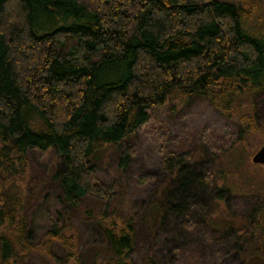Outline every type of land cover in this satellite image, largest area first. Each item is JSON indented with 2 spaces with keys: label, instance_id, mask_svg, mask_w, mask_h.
<instances>
[{
  "label": "trees",
  "instance_id": "trees-1",
  "mask_svg": "<svg viewBox=\"0 0 264 264\" xmlns=\"http://www.w3.org/2000/svg\"><path fill=\"white\" fill-rule=\"evenodd\" d=\"M193 97L231 117L234 130L219 143L201 135L196 153L166 150L177 140L154 132L166 145L160 170L170 174L156 193L152 228L169 229L162 249L140 264L196 260L205 242L218 240L238 264H264V165L253 164L254 180L237 170L248 161L240 145L262 120L264 0H0V264L34 251L49 257L53 244L65 253L53 264H86L62 213L87 196L111 197L95 171L101 151ZM31 152L57 156L58 206L40 244L17 182ZM132 154L125 148L118 166ZM142 175L139 185L155 178ZM237 196L253 203L239 212ZM96 220L107 252L88 264H135L132 219L104 212Z\"/></svg>",
  "mask_w": 264,
  "mask_h": 264
},
{
  "label": "rangeland",
  "instance_id": "rangeland-1",
  "mask_svg": "<svg viewBox=\"0 0 264 264\" xmlns=\"http://www.w3.org/2000/svg\"><path fill=\"white\" fill-rule=\"evenodd\" d=\"M256 113L257 118H262L259 131L247 136L241 143L248 161L246 166L237 169L243 176L253 180L260 174V167L253 165L251 157L264 142V99L257 104ZM232 130L234 126L231 117L214 109L206 99L193 97L174 108L166 106L157 111L151 124L141 128L124 143L104 147L96 161L95 171L109 186L111 197L106 200L87 196L75 209L61 208L64 210L62 218L66 224L65 231L73 235L78 254L84 263H90L94 255L99 258L107 252L96 220L104 212L115 219H132L136 230L133 254L135 264H140L144 254L151 248L157 252L163 247L162 237L169 228L163 225L152 228L151 210L157 204L156 193L169 179L170 173L161 171V155L166 145H161L156 139V132H162L177 140L176 145L168 142L166 150L191 149L196 153L201 135L209 134L212 140L220 138L215 141L219 143L224 141V135H231ZM127 147L133 150V154L128 166L122 169L118 166L119 157ZM56 161L57 156L53 152H31L27 155L24 175L17 180L18 185L25 191L28 229L35 244L41 243L47 229V218L53 216L58 206L56 195L59 190L51 178ZM147 173L153 174L154 180L139 185L137 178ZM252 203L250 197L246 199L244 196H237L233 209L241 212ZM202 248V255L196 257V260L178 257L177 261L168 258L164 264H238L227 240L205 242ZM165 250L163 249V253ZM49 251V257L34 251L20 264H53L54 258H63L65 254L63 248L57 244H53Z\"/></svg>",
  "mask_w": 264,
  "mask_h": 264
},
{
  "label": "water",
  "instance_id": "water-1",
  "mask_svg": "<svg viewBox=\"0 0 264 264\" xmlns=\"http://www.w3.org/2000/svg\"><path fill=\"white\" fill-rule=\"evenodd\" d=\"M251 161L254 164L264 165V142L263 144L254 152L251 157Z\"/></svg>",
  "mask_w": 264,
  "mask_h": 264
}]
</instances>
